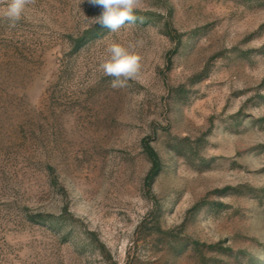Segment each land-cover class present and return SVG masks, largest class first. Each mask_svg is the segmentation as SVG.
I'll use <instances>...</instances> for the list:
<instances>
[{
  "label": "rangeland",
  "instance_id": "1",
  "mask_svg": "<svg viewBox=\"0 0 264 264\" xmlns=\"http://www.w3.org/2000/svg\"><path fill=\"white\" fill-rule=\"evenodd\" d=\"M2 10L0 264H264V0H142L116 32L89 0ZM114 42L142 57L118 89Z\"/></svg>",
  "mask_w": 264,
  "mask_h": 264
},
{
  "label": "clouds",
  "instance_id": "2",
  "mask_svg": "<svg viewBox=\"0 0 264 264\" xmlns=\"http://www.w3.org/2000/svg\"><path fill=\"white\" fill-rule=\"evenodd\" d=\"M91 4L101 9L99 15L91 19L93 25H100L116 32L126 23L134 24L138 19L135 13L142 6V0H89ZM34 0H0L3 6L2 15L9 22L10 27H15L25 13L28 5ZM134 46L126 48L119 43H112L107 52L109 56L99 64V70L104 76L112 77L113 89L128 86L130 80H137L142 69V57L134 50Z\"/></svg>",
  "mask_w": 264,
  "mask_h": 264
},
{
  "label": "trees",
  "instance_id": "3",
  "mask_svg": "<svg viewBox=\"0 0 264 264\" xmlns=\"http://www.w3.org/2000/svg\"><path fill=\"white\" fill-rule=\"evenodd\" d=\"M142 148L147 158L149 159L151 165L144 179V186L147 188L148 191H150L156 178L160 175L162 171V162L149 139L142 140Z\"/></svg>",
  "mask_w": 264,
  "mask_h": 264
}]
</instances>
